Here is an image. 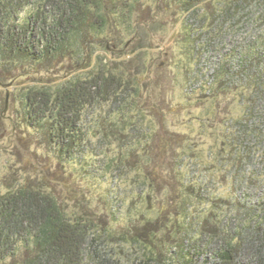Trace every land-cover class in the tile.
Segmentation results:
<instances>
[{"label": "trees", "instance_id": "trees-1", "mask_svg": "<svg viewBox=\"0 0 264 264\" xmlns=\"http://www.w3.org/2000/svg\"><path fill=\"white\" fill-rule=\"evenodd\" d=\"M152 3L157 10L162 3L187 13L188 50L198 60L190 78L202 82L203 93L217 97L237 91L244 106L242 116L224 130L232 149L230 160L220 159L222 167L230 164L232 169L246 150V158L264 151V44L245 55L237 49L224 63H211L213 72L199 67L203 57L220 53L227 28L246 30L249 37L264 28V0H0V86L21 76L28 79L15 95L21 103L15 127L26 129L27 151H15L22 175L0 179V264H166L154 238L165 229L162 215L171 207L182 217L173 229L182 243L199 242L198 256L208 259L213 253L214 264H264V223L254 221L237 230L232 215L227 228L207 229L216 216L220 223L228 221L224 217L231 209L220 204L228 201L212 189L215 181L195 154L175 155L185 144L191 148L188 137L168 130L161 109L149 106L142 81L115 67L108 55L110 42L123 44L128 35L146 32V21L155 24ZM100 49L105 56L97 55ZM4 108L5 98L1 118ZM113 142L121 150L112 155ZM32 144L45 150L49 166L38 170L39 152L28 148ZM168 152L175 155L171 162L164 160ZM161 153L165 156L159 161ZM101 158L104 164L99 165ZM72 166L98 181L114 172L117 178L125 174L131 184L124 190L131 211L128 230L116 235L102 229L78 195H62L57 184L67 173L58 169ZM245 179H239L240 186ZM156 191L164 192L165 199L159 206V228L153 229L151 220L141 225L147 215L137 204ZM69 201L76 202L75 210H68ZM106 238L118 239L120 249L127 244L141 252L125 263ZM183 251L182 256L190 252L186 247Z\"/></svg>", "mask_w": 264, "mask_h": 264}, {"label": "rangeland", "instance_id": "rangeland-1", "mask_svg": "<svg viewBox=\"0 0 264 264\" xmlns=\"http://www.w3.org/2000/svg\"><path fill=\"white\" fill-rule=\"evenodd\" d=\"M152 5L155 24L151 25L149 20L146 21L144 26L146 32L142 31L134 37L128 35L124 38L123 44L113 46L114 43L110 42L108 55L115 59V67H124L131 79L136 78L142 81V91L148 95L149 106H157L161 109L160 114L166 119L168 130L188 137L187 143L191 144V148L189 149L188 144H185L182 148L177 149L175 155L177 156L183 151L187 154H195L199 159L198 161L207 165L208 170L206 172L209 179L215 181L214 184L212 183V189L228 201L220 203L223 204L225 210L231 209L224 217V219L228 218V221L223 219L226 222L224 225V221L220 223L215 215V218L210 219L211 222L208 223L207 229L215 226H218V229L220 226L221 228L228 227V223L231 222L229 217L232 215L235 216L236 220L233 222L237 230H242L241 227L250 225L254 221L255 225L264 223V151L252 155L253 158L252 156L246 158L249 153L246 150L242 160L240 159L232 169H230V164L226 169L220 164V159L226 160L228 157V161L231 158L232 146L225 137L224 130H227L229 123L234 122L243 114L244 106L240 103V97L236 95L237 91L227 95H217V97L207 96L203 93L205 90L200 89L202 82L198 81L197 78H190L198 60L197 58L192 59L188 50L190 46L187 41L188 28L184 26L187 13L173 11L162 3L158 10L154 3ZM227 30L229 35L226 40L227 43L219 49L220 53L211 56L213 58L206 56L201 60L199 67L204 68L205 71L209 69L210 72H213L214 68L211 63H224L227 58L237 52V49L245 55L249 49L257 48L256 44H264V28L255 33L253 37H249L247 31L241 28H237L233 32H229V28ZM124 43L128 44L127 49L123 48ZM98 54L105 56L106 52L100 49ZM130 59H132L131 62H128ZM27 81L25 76H21L19 80L10 82L11 85L8 87L0 86V113L4 106V98L6 101V94L9 90L8 109L6 112L3 111V117H0V179H13L22 175L23 164H21L20 157L15 154V151L26 153L27 147L23 144L26 129L15 127L17 122L21 121L17 112L21 103L19 96L15 95L19 93L22 86L26 85ZM107 108L103 109V115H105ZM224 142L228 144H224ZM257 143L258 139L253 141L252 146L255 147ZM119 145L120 143L117 142L110 145L112 155L116 154ZM98 146L100 145L95 144L96 148ZM28 148L39 152L36 161L42 166L40 165L38 170H41V167L49 166L50 163L47 162L49 160L44 157L45 150L39 148V144L29 145ZM104 149L106 150L105 147L102 148L101 146L99 148L103 152ZM175 155L168 152L164 159L165 154L161 153L159 161L162 159L169 161L170 159L169 162H171ZM104 159L108 161L106 157ZM102 160L103 158L99 161V165L104 164ZM50 166H52V170L55 169L56 162H52ZM164 167L165 164L162 165L161 172H163ZM58 171L61 175L67 173L66 177L60 178L62 180L57 184L62 195L69 199H72L71 193L78 195L91 215L97 218L102 229H110L119 235L130 228L129 214L131 211L125 200L127 198L124 190L129 189L131 184L125 174L123 177L117 178L116 175L118 174L114 172L113 176L108 175L106 178L110 180H106L101 175L105 180L98 181L94 177H87L84 171H79L77 167H68L66 171L61 168ZM99 171L102 173V169ZM30 173L36 174L38 172L30 171ZM198 173L201 174L202 171ZM39 175H41L40 172ZM242 178H246V182L240 186L239 179ZM112 179H115V182ZM113 195L117 197L115 198ZM164 199L165 193L156 191L144 204L136 203L140 208L142 207L141 210L145 211L147 215V219L140 221L141 225H146L147 220H151V228H159L156 221L161 216L159 206ZM173 202L176 200L174 199ZM75 203L69 201V211L76 209ZM170 210L173 213L175 211L174 207H171L165 216L162 215V218L165 217L167 220L166 227L154 238L155 247L159 253H162L165 263L206 264V259L209 261L208 264H214L213 253L208 256V259L196 254L201 250L198 241H191L190 244L188 242L182 243L180 233L172 226L178 225L179 221H182V217L174 215ZM219 210L215 207L214 211ZM114 212L118 213L116 219H114ZM101 231L103 233V230ZM102 237L104 238V235ZM193 238L195 237H191L190 240ZM118 241L117 239L112 242L106 238V242L111 244L110 247L115 246L121 253L119 255L124 258L125 263L131 261L141 252L138 248H131L127 244L120 249L121 243ZM183 247H186V251L187 249L190 251L186 253V256H182ZM191 259L193 261L190 262ZM241 264L251 263L244 260V262L241 261Z\"/></svg>", "mask_w": 264, "mask_h": 264}, {"label": "water", "instance_id": "water-1", "mask_svg": "<svg viewBox=\"0 0 264 264\" xmlns=\"http://www.w3.org/2000/svg\"><path fill=\"white\" fill-rule=\"evenodd\" d=\"M10 85H11V83H9V84H3L4 87H8V86H10ZM8 104H9V90L7 91V94H6V101H5L4 112L7 111V109H8Z\"/></svg>", "mask_w": 264, "mask_h": 264}]
</instances>
